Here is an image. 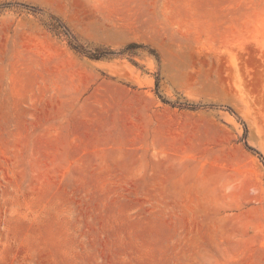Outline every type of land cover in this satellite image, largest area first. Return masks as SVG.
I'll list each match as a JSON object with an SVG mask.
<instances>
[{
	"label": "rangeland",
	"instance_id": "obj_1",
	"mask_svg": "<svg viewBox=\"0 0 264 264\" xmlns=\"http://www.w3.org/2000/svg\"><path fill=\"white\" fill-rule=\"evenodd\" d=\"M0 264H264V0H0Z\"/></svg>",
	"mask_w": 264,
	"mask_h": 264
},
{
	"label": "trees",
	"instance_id": "obj_2",
	"mask_svg": "<svg viewBox=\"0 0 264 264\" xmlns=\"http://www.w3.org/2000/svg\"><path fill=\"white\" fill-rule=\"evenodd\" d=\"M113 51H97L96 53H91L90 56L95 57V58H100L105 55H110L113 54Z\"/></svg>",
	"mask_w": 264,
	"mask_h": 264
}]
</instances>
